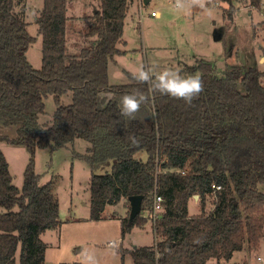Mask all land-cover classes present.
I'll list each match as a JSON object with an SVG mask.
<instances>
[{"label":"trees","instance_id":"1","mask_svg":"<svg viewBox=\"0 0 264 264\" xmlns=\"http://www.w3.org/2000/svg\"><path fill=\"white\" fill-rule=\"evenodd\" d=\"M224 1L232 21L236 6ZM68 2L43 1L36 18L43 65L36 69L27 57L36 37L25 19L26 0H0V124L17 125L15 136L0 134V141L30 154L19 187L0 147V264H16L18 252L20 264H80L46 261L49 243L42 234L60 227V199L55 180L41 183L35 167L38 149L55 151L77 138L90 143L75 156L91 166V220L105 219L108 205L127 201L126 215H112L121 221L124 238L151 220L155 194L163 197L165 210L151 221L155 244L121 248L122 264L126 253L134 264H207L257 248L264 229V191L258 188L264 182V72L233 65L216 74L212 63H204L203 91L190 106L157 93L129 120L120 115L121 97L136 89L151 97L149 86L110 83L108 65L122 52L118 45L135 0H100L84 16L88 27L79 33L87 43L79 53L68 50ZM68 91L73 99L63 104ZM49 95L57 108L42 128L39 117ZM137 194L143 195L144 212L130 221L128 197ZM195 194L200 211L191 214Z\"/></svg>","mask_w":264,"mask_h":264},{"label":"rangeland","instance_id":"2","mask_svg":"<svg viewBox=\"0 0 264 264\" xmlns=\"http://www.w3.org/2000/svg\"><path fill=\"white\" fill-rule=\"evenodd\" d=\"M43 1L26 0L25 19L29 32L36 37L29 46L27 57L36 69L43 65V37L36 21ZM88 1L93 3L92 0H83ZM137 2L135 0L131 5L125 19L124 42L118 45L122 52L109 60L110 83L132 82L131 73L141 64L152 67L157 73L171 68L182 74H199L200 66L208 62L214 65L216 74H222L233 65H254L264 72V64L259 62L264 57V0H261L259 7L253 6L251 0H232L236 6L232 21L228 20L225 13L230 4L224 0H207L204 9L195 7L189 12L176 10L175 0H150L143 7L142 18L139 17ZM99 4L100 0H94V7ZM93 9V6H84L83 3L69 9L70 15H83L70 23L69 52L79 53L87 43L79 31L87 29L88 21L84 16L91 14ZM152 10L159 11L160 15L153 17ZM261 82L264 84V75ZM72 99L73 93L68 91L62 96L61 103H71ZM56 108L54 96L49 95L46 98V110L39 117L42 128L51 123ZM0 134L15 136L17 125L0 124ZM0 145L6 150L14 183L21 187L30 154L24 146L7 141H0ZM89 146L87 140L77 138L74 143L55 151L50 148L36 151L35 167L41 174L40 181L46 183L55 180V191L60 199V228L42 234V238L49 243L47 258L55 260L48 262H73L77 260L73 258L74 255H81L82 249H90L95 252L99 264H120L121 248L154 245L156 242L149 219L143 227L134 226L123 238L121 221L112 215H126L127 210L123 213V202L128 205L127 201L121 200L117 204L108 205L104 213L105 219H90L91 166L75 156L77 152H86ZM139 157L146 160L147 153L141 152ZM106 169H98L97 172L103 173ZM258 188L264 191V182L259 183ZM198 202L199 198L189 200L191 214L200 211ZM209 209L210 202L207 204V210ZM145 214L149 215L147 211ZM110 241L118 244L115 250ZM261 257H264V229L257 248L235 251L230 259H221L220 264H261ZM216 261L212 258L207 264H219ZM16 264H20L19 252ZM124 264H134L130 253L125 256Z\"/></svg>","mask_w":264,"mask_h":264},{"label":"clouds","instance_id":"3","mask_svg":"<svg viewBox=\"0 0 264 264\" xmlns=\"http://www.w3.org/2000/svg\"><path fill=\"white\" fill-rule=\"evenodd\" d=\"M207 0H175L174 7L178 11L189 12L192 8L204 9ZM264 64V57L259 61ZM131 80L136 84H147L150 97L145 92L136 89L131 93L124 94L120 99V115L129 119H136V114L141 106L150 102L158 93L161 96H168L173 99L183 100L185 104L191 105L203 91V79L199 74H182L179 70L165 68L154 72L152 67L144 64L139 65L131 73ZM155 115V113H153ZM137 142L135 137L131 138ZM111 247L115 250V245ZM83 264H99L96 254L90 249H82ZM261 264H264V257H261Z\"/></svg>","mask_w":264,"mask_h":264},{"label":"built area","instance_id":"4","mask_svg":"<svg viewBox=\"0 0 264 264\" xmlns=\"http://www.w3.org/2000/svg\"><path fill=\"white\" fill-rule=\"evenodd\" d=\"M137 4L139 7V11H140L139 12L140 17H142L143 16V14H142L143 13V7L146 5L145 0H138ZM151 15L153 17H158L160 15V12L157 10H152ZM214 187L216 188V190H218L221 188V185H214ZM164 210H165V205L163 203V197L160 194L156 193L154 203H153V207L149 211L151 221L153 223H155L156 219L162 215ZM109 243H110V245H112V244L116 245L115 241H110Z\"/></svg>","mask_w":264,"mask_h":264},{"label":"crops","instance_id":"5","mask_svg":"<svg viewBox=\"0 0 264 264\" xmlns=\"http://www.w3.org/2000/svg\"><path fill=\"white\" fill-rule=\"evenodd\" d=\"M92 2L93 3H91L90 1H88V2H83V0H69V2H68V14H69V9L71 8V9H73L74 7H75V5H78V4H80V5H82V3L84 4V6H93V8H95L94 7V0H92ZM149 2H150V0H149ZM148 2V3H149ZM138 5V4H137ZM138 10H139V8H138ZM70 15V14H69ZM71 17H73L70 21H69V26H70V23L72 22V21H74L75 19L77 20L78 18H80V17H82L83 15H76V14H73V15H70ZM139 17H140V15H139ZM140 18H142V17H140ZM141 20V19H140ZM71 35V34H70ZM69 42H70V40H69ZM0 147L3 149V151L6 153V150H5V148H4V146H2V145H0ZM123 205H124V211H123V213L125 212V210H127V205H125V203L123 202ZM60 228V227H59ZM49 230H52V229H49ZM49 230H47V231H49ZM47 231L46 232H44V233H47ZM62 233H61V236H60V241H61V243H62ZM89 240V239H88ZM118 244H116L115 246H117ZM47 254V253H46ZM127 254H129V253H126L125 254V256H127ZM80 256H82V255H80V254H76V255H74V259H77V260H80V261H78L80 264H83V260H81V258L82 257H80ZM125 256H124V259H125ZM76 260V261H77ZM216 260V259H215ZM46 261H55V260H51V259H49V258H47V255H46ZM216 263H219L220 264V261H216ZM120 264H122V257H121V263Z\"/></svg>","mask_w":264,"mask_h":264},{"label":"water","instance_id":"6","mask_svg":"<svg viewBox=\"0 0 264 264\" xmlns=\"http://www.w3.org/2000/svg\"><path fill=\"white\" fill-rule=\"evenodd\" d=\"M149 0H145V3L148 4ZM194 198H199L198 194L194 195ZM130 202V221H133L138 214H143L144 210L142 208L143 195H131L128 197Z\"/></svg>","mask_w":264,"mask_h":264}]
</instances>
